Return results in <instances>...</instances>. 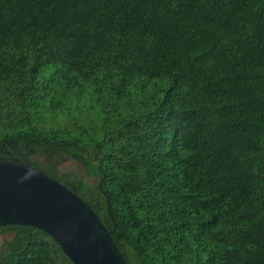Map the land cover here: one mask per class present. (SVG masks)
I'll use <instances>...</instances> for the list:
<instances>
[{"label":"trees","instance_id":"1","mask_svg":"<svg viewBox=\"0 0 264 264\" xmlns=\"http://www.w3.org/2000/svg\"><path fill=\"white\" fill-rule=\"evenodd\" d=\"M0 159L84 200L126 264H264V0H0ZM0 234V264H72Z\"/></svg>","mask_w":264,"mask_h":264},{"label":"water","instance_id":"2","mask_svg":"<svg viewBox=\"0 0 264 264\" xmlns=\"http://www.w3.org/2000/svg\"><path fill=\"white\" fill-rule=\"evenodd\" d=\"M48 234L72 264H126L96 214L64 184L14 159H0V227Z\"/></svg>","mask_w":264,"mask_h":264},{"label":"rangeland","instance_id":"3","mask_svg":"<svg viewBox=\"0 0 264 264\" xmlns=\"http://www.w3.org/2000/svg\"><path fill=\"white\" fill-rule=\"evenodd\" d=\"M57 172L70 182L80 183L85 187L92 188L95 183V177L90 173L89 168L73 160L61 162L57 167ZM1 251L0 244V252Z\"/></svg>","mask_w":264,"mask_h":264}]
</instances>
